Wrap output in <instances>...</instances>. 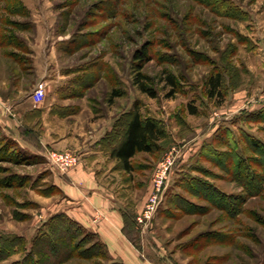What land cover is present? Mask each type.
I'll return each instance as SVG.
<instances>
[{
	"label": "rangeland",
	"instance_id": "1",
	"mask_svg": "<svg viewBox=\"0 0 264 264\" xmlns=\"http://www.w3.org/2000/svg\"><path fill=\"white\" fill-rule=\"evenodd\" d=\"M21 1V13H0V30L16 38L0 49V93L29 99L42 84L46 98L34 103L49 113L34 114L32 126L0 124V238H23L30 250L54 217L47 198L59 195V172L47 158L56 150L39 140L45 120L108 119L102 124L109 126L110 117L137 107L161 120L170 139L135 157L141 170L110 179L112 196L134 216L135 245L154 264H264V51L254 41L264 30V0ZM216 1L231 5L233 17L215 10ZM144 47L152 60L143 72L156 99L135 85V55ZM215 69L226 76L222 106L205 91ZM170 74L180 84L172 99ZM114 90L121 95L111 102ZM6 142L14 143L12 160ZM172 154L159 192L155 173ZM155 195L152 218L140 224ZM85 237L79 232L75 240L81 252L96 242ZM24 248L0 264L22 261ZM97 251L67 264H114Z\"/></svg>",
	"mask_w": 264,
	"mask_h": 264
},
{
	"label": "crops",
	"instance_id": "2",
	"mask_svg": "<svg viewBox=\"0 0 264 264\" xmlns=\"http://www.w3.org/2000/svg\"><path fill=\"white\" fill-rule=\"evenodd\" d=\"M259 42L254 39L257 50L264 51V30L259 33ZM254 35V34H253ZM259 47V48H258ZM260 56V55H259ZM264 62V57L260 56ZM94 108V107H93ZM13 114H10V112ZM41 113L48 116V110L36 105L31 98L11 100L0 93V124L17 125L19 128L32 126V116ZM69 118L46 121V132L39 138L41 145L56 151H69L76 154L78 166L65 174H57L55 185L59 188L58 196L53 199L52 215L65 214L81 226L86 232L95 234L105 247L111 262L120 264H154L126 235L124 210L118 204L119 199L112 196L110 179L126 173L111 158L110 151L103 145V140L113 130L117 118L90 120H68ZM103 121H107L103 125ZM113 123V125H112ZM145 204V203H144ZM136 209L139 215L145 205Z\"/></svg>",
	"mask_w": 264,
	"mask_h": 264
},
{
	"label": "trees",
	"instance_id": "3",
	"mask_svg": "<svg viewBox=\"0 0 264 264\" xmlns=\"http://www.w3.org/2000/svg\"><path fill=\"white\" fill-rule=\"evenodd\" d=\"M5 3L7 4V7H5ZM214 3L216 6L215 10L218 9L219 13L225 14L227 9V14L225 15L233 17V8L231 5L228 7L227 2H212V4ZM23 7L21 0H0V13L5 9L10 14L15 15L21 13ZM15 42L16 38L7 30H4L3 33L2 30H0V49L6 50L8 47H13ZM5 55L7 58H13L14 60L16 58L14 54H10L9 52L5 53ZM151 57L152 55L150 54L148 47H144L136 53L135 63L137 74L135 85L139 87L143 94L156 99L158 93L153 87H151L149 84V77L143 72L146 65L152 60ZM225 78L226 76L223 71L215 69L208 77L205 85V91L208 98L216 100L218 106H222L227 99L228 94ZM167 84L171 87V90L166 97L172 99L180 93V84L177 81V78L172 74L167 76ZM239 86L240 84H237L235 89ZM120 95L121 94L118 90H114L110 101L113 102L115 98L120 97ZM189 113L191 115H197L198 111L195 107L189 106ZM168 139H170V133L161 120L152 116L144 117L141 110L135 107L132 111L117 119L113 130L104 138L103 145L108 151H110L111 158L118 162L117 166L120 170H123L127 174H134L142 168H138L134 163L135 157L141 153H157L161 150L162 144ZM5 146L7 149L6 159L12 160L15 153L13 147L14 143H7ZM1 150H3V148H1ZM124 214L126 221L124 231L133 241L130 230H133L135 227L134 216L127 211H125ZM84 231L85 230L81 226L67 215H55L47 225V229L33 239L30 250L26 249L27 246L24 244L25 240L23 238L17 236L0 238V262L15 255L18 250H21L24 247L23 251L25 255L23 260L16 264H67L74 259L91 260L94 256H97L91 254L94 250H98L97 253L102 258H109L104 245L97 240L95 234ZM79 232L84 234L86 239H95V245L92 248L81 252V247L78 244H75ZM114 264L120 263L114 262Z\"/></svg>",
	"mask_w": 264,
	"mask_h": 264
},
{
	"label": "built area",
	"instance_id": "4",
	"mask_svg": "<svg viewBox=\"0 0 264 264\" xmlns=\"http://www.w3.org/2000/svg\"><path fill=\"white\" fill-rule=\"evenodd\" d=\"M46 98V89L40 84L36 87L32 93V99L35 103L41 104ZM47 158L50 164L61 174H65L69 170L75 168L79 164V157L73 152L69 151H50L47 154ZM176 157L175 155H170L166 160L162 161L158 170L155 173L154 182L157 190L160 192L164 185L166 175L170 170H172L173 165L175 164ZM158 204V196H153L145 211L138 218L140 224H146L148 220L152 218L153 213L155 212Z\"/></svg>",
	"mask_w": 264,
	"mask_h": 264
}]
</instances>
